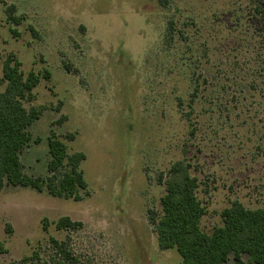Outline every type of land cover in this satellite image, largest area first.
<instances>
[{
	"label": "rangeland",
	"instance_id": "374dc122",
	"mask_svg": "<svg viewBox=\"0 0 264 264\" xmlns=\"http://www.w3.org/2000/svg\"><path fill=\"white\" fill-rule=\"evenodd\" d=\"M11 5L22 19L18 27L7 21ZM259 6L251 0H169L167 8L160 0H0V93L9 57L25 77L34 72L41 79L25 104L44 110L27 130L25 172L50 176L54 131L69 154L86 155L81 171L88 184L81 201L6 186L0 264H49L52 239L67 243L79 264H182L176 250L159 248L148 219L150 211L162 215L168 171L179 161L191 165L198 181L206 234L224 225L223 212L234 202L264 210ZM62 217L83 228L58 230ZM35 253L41 260L24 262ZM234 263L232 254L226 264Z\"/></svg>",
	"mask_w": 264,
	"mask_h": 264
},
{
	"label": "trees",
	"instance_id": "16d2710c",
	"mask_svg": "<svg viewBox=\"0 0 264 264\" xmlns=\"http://www.w3.org/2000/svg\"><path fill=\"white\" fill-rule=\"evenodd\" d=\"M261 2L264 10V0ZM160 5L167 8L169 0H160ZM15 5L5 10L7 21L14 27L22 24L16 15ZM15 37L17 28L12 29ZM169 39L176 34L175 24L168 27ZM50 74L47 73L49 78ZM5 90L0 93V196L6 186L31 187L40 192L48 190L57 198L81 201L82 192L88 190V184L81 171L86 160L84 153L69 154L66 144L51 131L48 139L50 161L47 178L29 176L25 172L21 153L32 138L28 128L43 115L42 108L28 109L26 102L34 100L33 91L41 79L32 72L27 77L21 70V64L15 57H9L3 67ZM70 141L75 135L69 134ZM38 141V140H37ZM166 194L162 199L163 213L149 212V221L157 234L158 246L162 251L176 250L182 264H226L234 254V264H264V210L247 209L240 202L223 212L224 225L211 235L201 228V221L206 210L197 197L198 181L192 176L191 165L179 161L172 165L165 181ZM58 230H79L83 223L62 217L57 223ZM55 252L49 264H79L78 258L65 242L52 239ZM243 255L249 256L247 263ZM41 260L39 253L24 262Z\"/></svg>",
	"mask_w": 264,
	"mask_h": 264
}]
</instances>
